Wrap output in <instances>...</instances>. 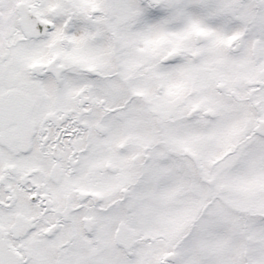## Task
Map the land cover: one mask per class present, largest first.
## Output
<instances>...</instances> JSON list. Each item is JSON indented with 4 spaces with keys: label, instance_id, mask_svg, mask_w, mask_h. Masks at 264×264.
<instances>
[{
    "label": "snow or ice",
    "instance_id": "1",
    "mask_svg": "<svg viewBox=\"0 0 264 264\" xmlns=\"http://www.w3.org/2000/svg\"><path fill=\"white\" fill-rule=\"evenodd\" d=\"M0 264H264V0H0Z\"/></svg>",
    "mask_w": 264,
    "mask_h": 264
}]
</instances>
